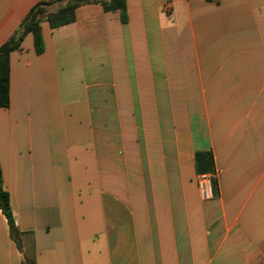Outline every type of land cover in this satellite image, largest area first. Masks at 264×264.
<instances>
[{"label": "crops", "instance_id": "0c3cea01", "mask_svg": "<svg viewBox=\"0 0 264 264\" xmlns=\"http://www.w3.org/2000/svg\"><path fill=\"white\" fill-rule=\"evenodd\" d=\"M41 1L0 0V46ZM125 4L10 54L0 264H264V0Z\"/></svg>", "mask_w": 264, "mask_h": 264}, {"label": "trees", "instance_id": "16d2710c", "mask_svg": "<svg viewBox=\"0 0 264 264\" xmlns=\"http://www.w3.org/2000/svg\"><path fill=\"white\" fill-rule=\"evenodd\" d=\"M98 4L104 12H118L120 21L126 22L125 0H47L32 6L12 35L0 46V107L9 105V58L11 52L20 48L21 42L27 34L33 36L34 48L37 54L43 51V40L41 36V21H46L51 29L70 24L75 20L77 8ZM57 5L54 11L49 10ZM195 166L199 174L211 175L213 193H217V183L213 158L209 151L197 152L195 154ZM0 211L4 215L11 240L20 249L21 233L14 222L9 204L8 193L3 188V180L0 169ZM23 264H35L32 258L23 257Z\"/></svg>", "mask_w": 264, "mask_h": 264}, {"label": "built area", "instance_id": "2783aa9c", "mask_svg": "<svg viewBox=\"0 0 264 264\" xmlns=\"http://www.w3.org/2000/svg\"><path fill=\"white\" fill-rule=\"evenodd\" d=\"M197 189L201 200L206 201L214 197L211 183V175L199 174L197 177Z\"/></svg>", "mask_w": 264, "mask_h": 264}, {"label": "rangeland", "instance_id": "374dc122", "mask_svg": "<svg viewBox=\"0 0 264 264\" xmlns=\"http://www.w3.org/2000/svg\"><path fill=\"white\" fill-rule=\"evenodd\" d=\"M56 7H57V5H53V6H51L50 8H48L49 10H54V9H56Z\"/></svg>", "mask_w": 264, "mask_h": 264}]
</instances>
